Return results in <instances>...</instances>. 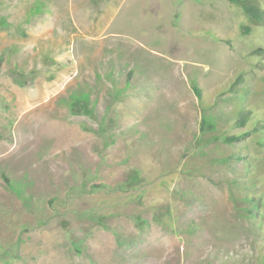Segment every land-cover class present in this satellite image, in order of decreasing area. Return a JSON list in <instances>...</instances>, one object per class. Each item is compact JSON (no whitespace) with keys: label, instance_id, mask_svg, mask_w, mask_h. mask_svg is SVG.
Instances as JSON below:
<instances>
[{"label":"rangeland","instance_id":"1","mask_svg":"<svg viewBox=\"0 0 264 264\" xmlns=\"http://www.w3.org/2000/svg\"><path fill=\"white\" fill-rule=\"evenodd\" d=\"M259 47L230 0H0V264H264Z\"/></svg>","mask_w":264,"mask_h":264},{"label":"trees","instance_id":"2","mask_svg":"<svg viewBox=\"0 0 264 264\" xmlns=\"http://www.w3.org/2000/svg\"><path fill=\"white\" fill-rule=\"evenodd\" d=\"M230 1L235 4L240 5L242 9L244 10V12L249 16V18L254 24H264V10H263V6L260 0H230ZM249 30H250V26L247 25L243 27V31L246 32ZM259 51L260 52L264 51V48L259 47L255 49V52H259ZM242 80H243L242 76L239 75L233 84L240 82ZM192 90L194 91L196 96L200 98V89L197 86L192 85ZM251 117H252V113L250 109H248L246 112L243 111L240 117L241 119L239 123H237V125L244 126L245 122L251 119ZM263 127H264V123H257V125L253 128L255 130H259L260 128H263ZM248 135H250L248 130H241V131H238L237 133L227 136L225 140L228 142H237V141L244 140ZM253 208H257L256 204H253ZM250 214H252L253 216L255 215L253 211H250ZM247 215L249 216V214Z\"/></svg>","mask_w":264,"mask_h":264}]
</instances>
